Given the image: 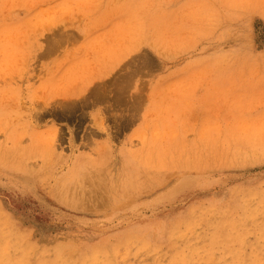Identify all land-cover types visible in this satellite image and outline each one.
Instances as JSON below:
<instances>
[{
    "label": "rangeland",
    "instance_id": "obj_1",
    "mask_svg": "<svg viewBox=\"0 0 264 264\" xmlns=\"http://www.w3.org/2000/svg\"><path fill=\"white\" fill-rule=\"evenodd\" d=\"M0 264H264V0H0Z\"/></svg>",
    "mask_w": 264,
    "mask_h": 264
}]
</instances>
